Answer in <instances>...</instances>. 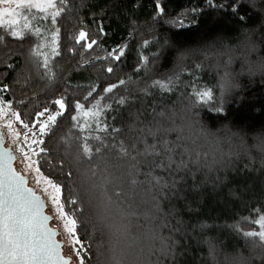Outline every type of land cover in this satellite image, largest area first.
I'll use <instances>...</instances> for the list:
<instances>
[{
	"label": "trees",
	"instance_id": "trees-1",
	"mask_svg": "<svg viewBox=\"0 0 264 264\" xmlns=\"http://www.w3.org/2000/svg\"><path fill=\"white\" fill-rule=\"evenodd\" d=\"M157 2L67 0L66 12L58 20L62 54L55 60L60 71L56 83L51 87H48L46 79L40 78L44 69L38 70L29 58V51L37 38L27 35L18 40L8 35L6 30L0 29V35L5 37L4 42L0 43V87L9 86V91L3 94L4 99L13 100L14 107L22 111V118L23 112L27 111V119L34 120L35 112L45 106L55 111V106L50 102L66 93L68 108L65 115L58 118L53 132L46 138L53 166L48 168L46 161L41 165L46 175L64 182L62 191L65 198H72L71 189L78 188L80 180L79 173L73 171L67 163H61L62 145L59 142L61 137L81 135L78 129L72 128L74 122L71 116L75 114V101L83 100L89 85L97 84L99 94L107 85L131 76L141 81L139 87H143L151 80L172 74L176 47H204L220 38L234 40L242 30L252 26H255V38L264 44V0H254V3L253 0H211V3L209 0H159L163 13L156 7ZM170 20L177 23H169ZM180 21L184 22V27H180ZM33 23L39 26L50 21ZM101 27L103 32H100ZM80 30H90L89 39L97 40V45L87 53V59L95 63L81 66V46H77L75 54L68 51L74 46L72 35L78 34ZM145 41L148 43L145 44ZM119 46H125V55L120 61H112L110 58L96 60V57H104L108 51ZM141 56L148 57V67L151 69L148 76H145L143 69L136 71ZM185 63L187 71L181 73L174 91L162 93L154 88L145 97L136 91L137 85H131L134 103L127 107L120 106L119 112L115 110L117 106L113 105V110L105 118L116 127L126 126L131 119L128 112L142 110L141 118L151 120L153 106L157 111H171L177 104L188 106L189 100H196L194 89L210 88L215 99L206 105L197 103L193 109L211 127L230 124L248 133L264 131V80H246L240 89L221 100L216 86V71L211 66L188 59ZM197 64L202 67L197 68ZM110 65L114 67L113 73L106 72ZM117 91L123 95V89ZM21 100L26 103H15ZM217 107L222 110L217 112ZM58 146L61 148L59 157L54 151ZM103 155V161L91 162L93 167L99 164L94 179L99 183L104 175L110 174L111 182L105 184L104 188L109 195L113 191L122 193L119 204L135 199L138 190L149 188L147 184L132 188L130 177L121 176L113 165L123 167L127 166V162L118 159L115 150L109 152L105 149ZM69 171H72L71 176L68 175ZM147 171L148 168L142 166V172ZM180 175L183 179L177 190L174 193L167 192L166 197H159L162 211L156 219H151L150 226L157 237L163 238V242L159 238L155 241L148 258L149 264H214L211 259L213 246L225 252H247L249 249L262 252L250 238L243 236L244 231L256 230V226L242 218L254 219V209L264 210V156L256 151L249 155H230L222 165L211 170L192 166V172ZM136 178L144 180L145 176L141 174ZM100 191L96 190L95 200L84 198L77 205L78 234L82 242L91 248L87 252L86 264H97L98 259L102 260L100 252L107 248L108 236L99 219V213L106 212V201L100 196ZM151 192L152 195L156 194L155 190ZM68 210L75 212V208ZM135 218L141 225L147 223V219L139 214ZM237 224L239 227L234 228L233 225ZM101 231L105 235L102 236ZM101 242H104L105 248L98 251L96 245ZM163 244L170 246V254L160 251ZM65 252H68L67 248ZM251 259L252 264H264V254L254 255Z\"/></svg>",
	"mask_w": 264,
	"mask_h": 264
},
{
	"label": "snow or ice",
	"instance_id": "snow-or-ice-1",
	"mask_svg": "<svg viewBox=\"0 0 264 264\" xmlns=\"http://www.w3.org/2000/svg\"><path fill=\"white\" fill-rule=\"evenodd\" d=\"M66 5L67 0H0V29L6 30L8 35L18 40L27 35L37 38V42L29 51V58L38 70L44 69L42 75L39 71L37 74L41 79L47 80L48 87L56 83L60 71L55 60L62 54L58 20L66 12ZM156 7L163 13L164 9L160 7L159 0ZM40 20L50 23L39 26L33 23ZM169 23L175 24L177 21L170 20ZM179 23L180 27L185 26L183 21ZM100 32H103L102 27ZM90 35V30H80L78 34L72 35L74 46L68 51L75 54L77 46H81V66L95 63L87 59L89 50L97 45L96 39H89ZM4 39V35H0V43H3ZM147 43L145 41V44ZM124 55L125 46H119L108 51L104 57H96V60L110 58L112 61H120ZM140 59L141 63L136 71L143 69L145 76H148L151 72L148 57L141 56ZM176 59L186 62L188 52L181 53ZM196 67L200 68L202 65L197 64ZM184 71H187L186 63L179 69L178 64H175L171 75L151 80L143 87H139L141 81L128 76L127 79H119L116 83L107 85L99 94L97 84L88 86L89 90L83 100L75 101V114L71 116L74 122L72 128L78 129L81 135L61 137L59 142L62 145L61 163L70 165L81 178L79 187L71 189L73 195L70 199L64 197V182L46 175L41 168L45 161L48 168L53 166L46 138L53 132L58 118L65 115L68 108L66 93L50 102L55 106V111L45 106L35 112L34 120L29 121L27 111L23 112L22 118V111L14 107L13 100L4 99L3 94L9 91V86L0 87V264H86L87 252L91 248L82 242L78 234L77 205L82 203L84 198L93 199L96 190H101L99 194L106 201L104 208L109 212L114 206L119 207L118 201L122 196L121 192L116 191L109 195L104 188L105 184L111 182L110 174L104 175L99 183L94 179L97 177L99 164L93 167L91 162L103 161L105 149L109 152L115 150L118 159L127 162V176L130 177L132 188L147 184L150 191L155 190L156 194L152 196L154 203L151 219H156L157 214L162 211L159 197H166L167 192L174 193L183 179L180 174L192 172V166L202 168L201 160L193 159L188 150L181 147L179 137L174 136L173 128L168 126L174 122L171 120L170 111H157L153 106L150 112L151 120L141 118L142 110L129 111L130 122L121 127H116L105 117L113 110V105L117 106L115 110L119 112L120 106L127 107L134 103L131 85H137L136 91L145 97L150 95L154 88H158L162 93L174 91ZM106 72L113 73L114 67L108 66ZM79 87L81 86H77ZM118 89H123V95ZM193 95L196 100H189V111L195 108L197 103L206 105L215 99L210 88L194 89ZM15 103L22 105L26 101ZM215 110L219 112L222 108L217 107ZM122 136L124 138H121ZM6 140L11 143L6 145ZM54 151L58 157L61 155L59 146ZM204 159H207L206 154ZM17 160L20 161L21 168L14 166L13 162ZM85 164L89 166L82 172L81 168ZM142 166H146L148 171L142 172ZM165 173L167 175H164ZM141 174L145 176L144 180L136 178ZM68 175L71 176L72 171H69ZM85 177L90 182V188L85 187ZM46 201L51 205L53 214L46 213ZM69 208H75V212L69 211ZM253 213L254 219H242L255 225L256 230L244 231L243 236L250 238L254 246L264 253V210L254 209ZM99 219L103 222L104 218ZM50 221L56 223L50 224ZM106 227L118 232L122 226ZM233 227L238 228L239 224ZM100 234L105 235L103 231ZM156 238L163 242V238ZM96 247L99 251L105 248V244L101 242ZM65 248H68V252H65ZM169 248L168 244H163L160 251L170 254ZM114 253L115 248L109 236L106 250L100 252V256L105 258L98 259L97 264H122L115 258Z\"/></svg>",
	"mask_w": 264,
	"mask_h": 264
},
{
	"label": "clouds",
	"instance_id": "clouds-1",
	"mask_svg": "<svg viewBox=\"0 0 264 264\" xmlns=\"http://www.w3.org/2000/svg\"><path fill=\"white\" fill-rule=\"evenodd\" d=\"M254 27L242 30L234 40L220 38L204 47H176L175 64H178V69L184 67L185 61H177L176 58L187 51L188 60L211 66L216 71L219 98L224 100L240 89L244 81L264 80V44L255 38ZM170 117L174 122L168 126L173 128L174 136L179 137L181 147L186 148L193 159L201 160L202 168L211 170L222 165L225 158L230 155H249L256 151L264 156V131L248 133L244 129L233 128L230 124L213 128L197 111L194 109L189 111L188 106L181 104H177L170 111ZM113 166L121 176H127V166ZM84 168L86 167L82 166V172ZM83 179L86 181L85 187L90 188V182L86 177ZM152 196L149 188L140 189L135 199L119 204L118 208L114 206L109 212L99 213L100 217L104 218L102 227L113 242L115 258L122 264H149V255L157 240L156 233L150 226L153 212ZM137 214L147 219L145 225L137 222L135 218ZM106 225L122 227L120 231L115 232ZM261 254L264 253L254 252L252 249L247 252H225L213 248L211 259L214 264H252L251 258ZM104 258L102 256V260Z\"/></svg>",
	"mask_w": 264,
	"mask_h": 264
},
{
	"label": "rangeland",
	"instance_id": "rangeland-1",
	"mask_svg": "<svg viewBox=\"0 0 264 264\" xmlns=\"http://www.w3.org/2000/svg\"><path fill=\"white\" fill-rule=\"evenodd\" d=\"M18 127V126H17ZM7 142H8V144H10L11 143V141L10 140H7ZM18 155V154H17ZM17 166L19 167V168H21L22 167V165H21V163H20V161L19 160H17ZM46 199V198H45ZM46 205H47V208H48V214H53V210H52V208H51V205H49V204H47V201H46ZM53 223H56L55 221H53L52 222V224ZM67 251H68V248H67Z\"/></svg>",
	"mask_w": 264,
	"mask_h": 264
},
{
	"label": "flooded vegetation",
	"instance_id": "flooded-vegetation-1",
	"mask_svg": "<svg viewBox=\"0 0 264 264\" xmlns=\"http://www.w3.org/2000/svg\"><path fill=\"white\" fill-rule=\"evenodd\" d=\"M5 143H6V145L8 144L7 140H6ZM15 166L18 167V166H17V161H15ZM18 168H19V167H18Z\"/></svg>",
	"mask_w": 264,
	"mask_h": 264
},
{
	"label": "water",
	"instance_id": "water-1",
	"mask_svg": "<svg viewBox=\"0 0 264 264\" xmlns=\"http://www.w3.org/2000/svg\"><path fill=\"white\" fill-rule=\"evenodd\" d=\"M6 142V141H5ZM14 163V166H15V161L13 162ZM47 210V205H46V208H45V211ZM47 213V212H46ZM52 221H50V224H51Z\"/></svg>",
	"mask_w": 264,
	"mask_h": 264
}]
</instances>
